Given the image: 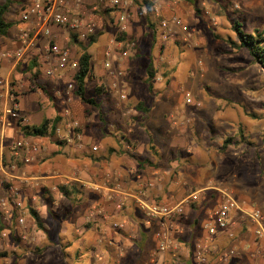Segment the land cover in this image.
Returning <instances> with one entry per match:
<instances>
[{
	"label": "clouds",
	"instance_id": "1",
	"mask_svg": "<svg viewBox=\"0 0 264 264\" xmlns=\"http://www.w3.org/2000/svg\"><path fill=\"white\" fill-rule=\"evenodd\" d=\"M0 264H264V0H0Z\"/></svg>",
	"mask_w": 264,
	"mask_h": 264
},
{
	"label": "trees",
	"instance_id": "2",
	"mask_svg": "<svg viewBox=\"0 0 264 264\" xmlns=\"http://www.w3.org/2000/svg\"><path fill=\"white\" fill-rule=\"evenodd\" d=\"M3 256H7V254H3Z\"/></svg>",
	"mask_w": 264,
	"mask_h": 264
},
{
	"label": "rangeland",
	"instance_id": "3",
	"mask_svg": "<svg viewBox=\"0 0 264 264\" xmlns=\"http://www.w3.org/2000/svg\"><path fill=\"white\" fill-rule=\"evenodd\" d=\"M4 254H7V253H4Z\"/></svg>",
	"mask_w": 264,
	"mask_h": 264
}]
</instances>
